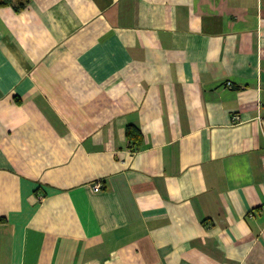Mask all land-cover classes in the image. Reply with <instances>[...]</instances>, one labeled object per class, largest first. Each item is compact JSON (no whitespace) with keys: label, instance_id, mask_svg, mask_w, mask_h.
Listing matches in <instances>:
<instances>
[{"label":"crops","instance_id":"crops-1","mask_svg":"<svg viewBox=\"0 0 264 264\" xmlns=\"http://www.w3.org/2000/svg\"><path fill=\"white\" fill-rule=\"evenodd\" d=\"M263 206L264 0L0 8V264H264Z\"/></svg>","mask_w":264,"mask_h":264},{"label":"trees","instance_id":"trees-1","mask_svg":"<svg viewBox=\"0 0 264 264\" xmlns=\"http://www.w3.org/2000/svg\"><path fill=\"white\" fill-rule=\"evenodd\" d=\"M30 3V0H0V8H13L16 12L24 10ZM127 139L130 142H134L133 145H138L140 141V134L139 132L132 127L127 128L126 131ZM134 146V147H135Z\"/></svg>","mask_w":264,"mask_h":264},{"label":"built area","instance_id":"built-area-1","mask_svg":"<svg viewBox=\"0 0 264 264\" xmlns=\"http://www.w3.org/2000/svg\"><path fill=\"white\" fill-rule=\"evenodd\" d=\"M233 120L234 121H239V117L238 116H235V117H233ZM95 188L96 189H99L100 188V185H96ZM263 210H264V206H263Z\"/></svg>","mask_w":264,"mask_h":264}]
</instances>
